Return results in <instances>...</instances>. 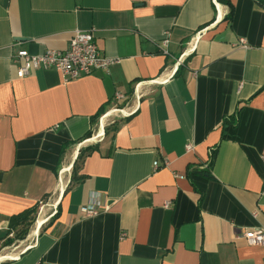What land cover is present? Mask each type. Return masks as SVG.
<instances>
[{
	"label": "crops",
	"instance_id": "crops-1",
	"mask_svg": "<svg viewBox=\"0 0 264 264\" xmlns=\"http://www.w3.org/2000/svg\"><path fill=\"white\" fill-rule=\"evenodd\" d=\"M75 30L119 62L17 76L20 48L65 49ZM263 147L256 0H0V248L26 242L0 264H263L242 236L264 228Z\"/></svg>",
	"mask_w": 264,
	"mask_h": 264
},
{
	"label": "built area",
	"instance_id": "built-area-1",
	"mask_svg": "<svg viewBox=\"0 0 264 264\" xmlns=\"http://www.w3.org/2000/svg\"><path fill=\"white\" fill-rule=\"evenodd\" d=\"M240 42L244 43L245 40L241 39ZM168 43V39H165L162 45L166 47ZM13 62L16 64L19 78L29 76L38 69H53L60 72L65 80H74L91 74L97 69L108 70L110 66L118 63L119 59L101 54L94 40L93 32L75 30L65 49H47L42 53H31L25 48H20L13 57ZM124 98V94L116 93L117 100H123ZM186 147L188 150L192 149L191 144H187ZM261 157L264 163V147ZM154 167L155 169L160 168V164L156 161ZM83 210L86 216L98 213L91 206H86ZM233 236H239V234H233ZM242 236L251 245L264 246L263 227L246 230L242 233Z\"/></svg>",
	"mask_w": 264,
	"mask_h": 264
},
{
	"label": "trees",
	"instance_id": "trees-1",
	"mask_svg": "<svg viewBox=\"0 0 264 264\" xmlns=\"http://www.w3.org/2000/svg\"><path fill=\"white\" fill-rule=\"evenodd\" d=\"M256 1L264 6V0H256ZM231 13H232V11L230 12L229 16H231ZM96 148H97L96 145H90V146H87L86 148H83L79 153V156L77 158V162H78V160L82 159L86 153H89ZM214 155H215V148H213L210 151V162L208 164V167L212 166ZM78 169H79V165H77V163H76L74 165V168H73L72 178L75 177ZM191 174L209 175V171L207 169H199L198 167H196V168H192L190 175ZM37 210H38V206L36 205V206L28 208L27 210H24L23 212H21L17 215H14L10 218L9 227H10V230H15V233L17 235V239H22L26 236V234L28 232L29 225H31V223L34 222L36 219ZM14 239L15 238L9 239L7 241V243H9V244L12 243L14 241Z\"/></svg>",
	"mask_w": 264,
	"mask_h": 264
},
{
	"label": "rangeland",
	"instance_id": "rangeland-1",
	"mask_svg": "<svg viewBox=\"0 0 264 264\" xmlns=\"http://www.w3.org/2000/svg\"><path fill=\"white\" fill-rule=\"evenodd\" d=\"M120 106H122V105L119 104V103H117V107H120ZM78 164H79V162H78ZM70 167H71V166H70ZM73 168H74V167H71L70 170H68V171H64V173L62 174V175H63L62 178H63V180H64L65 182H67V180H69V179L72 178V175H73ZM35 222H36V219H35L34 222L31 223V225H29L28 232H27L26 236H25L24 238H22V239H19V240H25V239H26V237H27L29 231H31V230L33 229V227H34V225H35ZM12 238H15L14 240L17 239V235H16V233L13 235ZM17 244H18V243H17ZM17 244H16V243H14V244H10V245L7 246V248H4V250H2V248H0V258H1L2 256H5V255H10L13 251L17 250L18 248H19L18 250H20V249H22V248L24 249V248H25V245H26V242H22V243H20V244H18V245H17Z\"/></svg>",
	"mask_w": 264,
	"mask_h": 264
},
{
	"label": "bare ground",
	"instance_id": "bare-ground-1",
	"mask_svg": "<svg viewBox=\"0 0 264 264\" xmlns=\"http://www.w3.org/2000/svg\"><path fill=\"white\" fill-rule=\"evenodd\" d=\"M63 180V179H62Z\"/></svg>",
	"mask_w": 264,
	"mask_h": 264
}]
</instances>
